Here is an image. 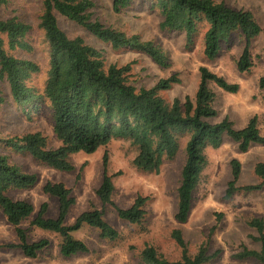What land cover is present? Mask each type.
<instances>
[{"label": "trees", "instance_id": "1", "mask_svg": "<svg viewBox=\"0 0 264 264\" xmlns=\"http://www.w3.org/2000/svg\"><path fill=\"white\" fill-rule=\"evenodd\" d=\"M8 2L0 0V8ZM131 3L132 0H113V8L120 12ZM95 6L93 0H43L40 26L49 48V66L43 89L31 84L34 75L41 71V65L13 54L16 50H31L26 40L31 26L18 18L0 19V78L9 83L12 99L22 107L23 112L30 113L48 103L54 117V133L60 141L58 147L51 148L47 137L39 131L6 136L0 132V210L15 228L19 241L17 244H0V248H18L31 259L47 249L50 241L45 238L29 241L22 224L33 216L35 206L27 200L14 199L10 192L34 188L39 176L13 163L9 152L28 153L40 163L70 173L76 170L72 155L81 152L93 154L114 139H125L137 149L133 165L140 171L159 173L166 160L177 156L180 137L187 135L186 159L175 213L176 221L184 224L190 217L196 189L209 163V147L219 148L225 136L238 143L241 153L248 152L253 145L264 146V134L257 115L241 129L235 128L228 116L219 123L209 121L218 116L216 93L211 83L233 94L240 89L238 83H231L207 66H201L195 96H186L184 101L175 98L169 102L160 92L180 84L179 73L160 79L154 87L138 88L131 82V64L107 66L102 50L88 44L81 36L70 37L60 27L57 14L77 23L114 49H133L148 55L161 68L171 66V59L160 44L143 40L138 34L127 35L93 19L91 10ZM150 7L161 16L160 29L184 32L188 47L195 44L196 36L204 28V55L209 61L217 59L223 44L230 46L231 36L239 33L244 48L237 62L238 70L249 72L253 67L252 44L260 35L264 37V28L252 11L236 9L218 0H151ZM259 87L264 90V76L260 78ZM4 101L0 89V106ZM108 164V154L105 153L103 179L96 190L103 207L111 206L118 217L129 224H141L146 217L148 198L139 195L129 207L119 206L113 198L114 175L109 174ZM231 167L232 179L226 190L227 199L264 186V162L255 167V173L261 179L258 184L238 185L242 163L233 159ZM43 190L57 198L58 214L48 217L49 204L45 202L31 225L58 234L63 257L89 253L85 241L74 235L86 225L99 230L103 239L114 241L120 237V232L98 208L82 212L73 223L68 224L66 221L77 200L64 182H47ZM248 224L258 232L254 239L260 244V249L244 246L236 257L264 264V218L253 217ZM172 238L182 249L181 259L171 261L154 246L146 245L140 253L143 264H208L216 256L209 254L206 244L191 255L181 228L172 231Z\"/></svg>", "mask_w": 264, "mask_h": 264}, {"label": "rangeland", "instance_id": "2", "mask_svg": "<svg viewBox=\"0 0 264 264\" xmlns=\"http://www.w3.org/2000/svg\"><path fill=\"white\" fill-rule=\"evenodd\" d=\"M93 1L96 3L91 10L93 19L127 35L138 34L143 40L160 44L171 59L169 68H161L145 53L129 48L114 49L77 23L57 14L60 27L70 37L81 36L88 44L103 51L107 66L131 64V82L138 88L154 87L160 79L179 73L181 83L160 92L169 102L175 98L184 101L186 96L194 97L200 82L199 68L207 66L227 81L240 85L238 93L233 94L211 83L210 86L216 93L215 107L218 116L209 121L219 123L228 116L234 127L241 129L251 117L257 115L264 134V90L259 87L260 78L264 76L263 35L257 37L252 44L253 67L249 72H240L237 62L244 42L237 32L231 36L230 46L223 44L218 58L209 61L204 55V28L196 36L195 44L188 47L184 32L160 29L161 16L150 7L151 0H132L131 5L120 12L114 10L113 0ZM218 1L236 9L252 11L264 28V0ZM43 11V0H9L0 8V19L18 18L31 26L26 37L31 50H16L13 54L41 65V71L34 75L31 82L39 89H43L45 85L49 66V48L40 26ZM0 89L5 98L0 106V132L4 136L39 131L47 137L49 147L56 148L60 145L54 133V117L48 103L26 113L14 103L9 83L1 78ZM187 141V135L180 137L177 156L166 160L159 173L138 170L132 163L137 149L125 139H114L93 154L81 152L72 155L76 170L70 173L60 172L40 163L28 153L9 152L13 163L39 176V182L34 188L10 192L14 199H24L35 206V213L22 226L27 231L29 241L45 238L50 241V245L35 259L26 257L18 248H0V264H143L140 253L146 245L154 246L171 261L179 260L182 249L172 238V231L177 227L182 229L191 255H195L202 244L209 248V254H216L208 264H260L254 259H239L236 255L244 246L260 249V244L254 239L258 232L248 221L253 217L264 218V186L251 193H237L231 200L226 198V190L232 179L233 159L242 163L238 185L261 183L255 167L259 162H264V146L253 145L248 152L241 153L238 143L225 136L219 148L209 147V163L196 189L190 217L186 223L180 224L175 219V213ZM105 153L109 158L108 172L114 175L115 202L127 208L139 195L148 198L146 217L139 225L120 219L111 206L103 207L96 194L103 179ZM59 181L71 188L77 200L66 221L68 224L73 223L82 212L98 208L103 210L105 219L120 232V237L114 241L103 239L99 230L86 225L74 235L85 241L89 253L63 257L59 249L60 236L31 225L45 202L49 204L47 216H57L58 200L46 194L43 187L47 182ZM18 242L15 228L7 222L0 210V244Z\"/></svg>", "mask_w": 264, "mask_h": 264}]
</instances>
